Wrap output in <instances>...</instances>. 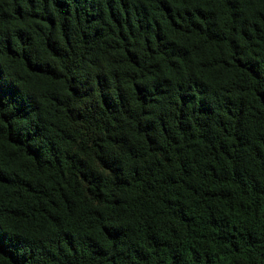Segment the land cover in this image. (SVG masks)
Masks as SVG:
<instances>
[{
  "label": "trees",
  "instance_id": "trees-1",
  "mask_svg": "<svg viewBox=\"0 0 264 264\" xmlns=\"http://www.w3.org/2000/svg\"><path fill=\"white\" fill-rule=\"evenodd\" d=\"M0 264H264V0H0Z\"/></svg>",
  "mask_w": 264,
  "mask_h": 264
}]
</instances>
